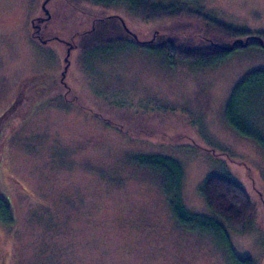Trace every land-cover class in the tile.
I'll return each mask as SVG.
<instances>
[{
    "label": "rangeland",
    "instance_id": "obj_1",
    "mask_svg": "<svg viewBox=\"0 0 264 264\" xmlns=\"http://www.w3.org/2000/svg\"><path fill=\"white\" fill-rule=\"evenodd\" d=\"M42 2L0 0V112L31 74L60 85L2 141L0 187L14 211L9 229L0 221L3 264H232L216 235L178 222L161 175L145 162L159 155L181 163L185 206L221 221L236 255L264 264V148L226 118L235 86L264 69V46L172 63L151 44L200 45L211 35L186 11L143 16L137 0H49L43 43L31 23ZM166 2L264 30V0ZM253 94L244 109L255 110L264 134V92ZM211 172L232 175L249 192L255 209L243 231L207 206L201 187Z\"/></svg>",
    "mask_w": 264,
    "mask_h": 264
},
{
    "label": "trees",
    "instance_id": "obj_2",
    "mask_svg": "<svg viewBox=\"0 0 264 264\" xmlns=\"http://www.w3.org/2000/svg\"><path fill=\"white\" fill-rule=\"evenodd\" d=\"M139 12L146 17L173 18L183 14L201 19L210 37L202 38L207 43L192 45L188 43L166 42L151 44L153 48L167 55L173 63L177 60L192 63H210L224 58L231 50L225 48L219 39L249 38V43L261 45L258 37L264 40V30L249 31L226 25L199 10H190L186 4L174 5L166 0H137ZM198 35V33H196ZM189 38L191 34H186ZM214 36V37H212ZM237 45L235 47H238ZM42 74L27 76L23 86L27 95L18 96L16 101L0 116V148L6 135L11 133L28 116L31 110L51 91H58L60 86L42 84ZM37 90L35 91L34 89ZM253 92H264V69H257L245 76L235 86L226 106L227 121L241 134L256 139L264 148V134L258 128L255 110L245 111L247 98H255ZM161 175V189L178 222L190 230L216 235L231 251L232 264H254L250 257L236 255L230 248L229 237L221 221L212 216L190 211L183 202V168L179 161L167 156H154L145 159ZM3 170V169H2ZM207 206L229 227L243 231L254 212V204L247 189L228 173H209L201 187ZM14 211L10 199L0 187V221L11 226ZM3 226V228H4ZM2 228V229H3ZM4 230V229H3Z\"/></svg>",
    "mask_w": 264,
    "mask_h": 264
},
{
    "label": "flooded vegetation",
    "instance_id": "obj_3",
    "mask_svg": "<svg viewBox=\"0 0 264 264\" xmlns=\"http://www.w3.org/2000/svg\"><path fill=\"white\" fill-rule=\"evenodd\" d=\"M48 4V3H47ZM45 18V13H44V11L41 9V12L38 14V15H36L35 17H33V22L31 21V23H32V35L35 37V38H37L38 40H40L41 42H47V40H49L50 38L49 37H46L44 34H43V32H42V26H43V23L45 22V21H47V20H49L50 18H48V19H44ZM96 20L95 21H97V20H101L102 18H100V17H97V18H95ZM119 19H120V21H122V22H124L120 17H119ZM96 23L94 22V25H95ZM123 25L125 26V29L127 30V32L129 33V35L130 36H134L133 35V32L130 30V29H128L127 27H126V25H125V23H123ZM95 29V26H93L92 28H90V29H88V31H91V30H94ZM87 31V32H88ZM65 42H66V44H67V47L69 46V45H72V47L73 46H75V45H77V43L75 42V40H74V38H73V36L71 37V38H69V39H66L65 40ZM150 42H152V40H150ZM23 81H24V79H23ZM23 81H21L20 83H18L17 84V86H16V89H15V92H14V94H13V97L11 98V100H10V102L8 103V105L6 106V108L3 110V111H1L0 112V116L2 115V113L5 111V110H7L15 101H16V99L18 98V96H22L23 98H22V100L24 99V96L25 95H27L28 93H29V91L26 89V87H24L23 86ZM60 82L62 83V85H66L65 83H64V81L63 80H61V77H60ZM60 86V85H59ZM35 91L37 90V88L36 89H34ZM44 100V99H43ZM2 173H4V171H2ZM4 175V174H3ZM17 181V180H16ZM23 187V186H22ZM0 264H3V258L1 257L0 258ZM4 264H6V261L4 260Z\"/></svg>",
    "mask_w": 264,
    "mask_h": 264
},
{
    "label": "water",
    "instance_id": "obj_4",
    "mask_svg": "<svg viewBox=\"0 0 264 264\" xmlns=\"http://www.w3.org/2000/svg\"><path fill=\"white\" fill-rule=\"evenodd\" d=\"M48 2H49V0H43V2H42V4H41V7H42V10H43L44 13H45V18H46V19H48V18L51 17L50 11H49V9H48V7H47V3H48ZM45 18H44V19H45ZM32 22H33V19H32ZM123 23H124V22H123ZM133 35H134V37L136 38V35H135L134 33H133ZM257 39L259 40V42L261 43V45L264 46V40H263L261 37H258V36H257ZM248 43H249V38H245V39H243V38H237V39H234L230 45L225 46V48H227L228 50H232V49H234L235 46H237V45H240V46H246ZM71 48H72V45H69V46L67 47V54H66V58H65L67 64H66V66H65V68H64V70H63V72H62V74H61V80H63V77L65 76V72H66V70H67V66H68V63H69L68 56H69V54H70V50H71Z\"/></svg>",
    "mask_w": 264,
    "mask_h": 264
}]
</instances>
